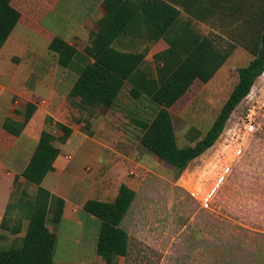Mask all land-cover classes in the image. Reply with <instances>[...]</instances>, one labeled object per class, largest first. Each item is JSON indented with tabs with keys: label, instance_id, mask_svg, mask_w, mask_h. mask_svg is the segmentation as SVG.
<instances>
[{
	"label": "rangeland",
	"instance_id": "1",
	"mask_svg": "<svg viewBox=\"0 0 264 264\" xmlns=\"http://www.w3.org/2000/svg\"><path fill=\"white\" fill-rule=\"evenodd\" d=\"M90 1L61 0L56 11L47 17L54 22L59 21V24H63V19L60 21L58 17L68 18L72 25L80 30L78 25L86 16ZM166 1L180 10V21H188L193 30L211 40L220 49L232 50L227 65L219 69L205 89H202L201 81H196L189 92L172 107L174 113L181 112L179 115H173V123L177 144L183 147L193 145L208 130L237 81V69L246 65L252 58L248 49L263 21L264 0ZM69 7L73 9L69 10L70 12L67 11ZM101 12V17L90 20L87 26H84L89 34L88 44L90 34L97 29V21L104 16L102 8ZM17 35L22 44L32 46L26 51V56L12 57V62L16 65L5 58L0 59V80L3 84H9L13 81L12 74L18 78L28 74L26 81L28 78L29 81L24 82L23 86L27 85L33 89L36 77L45 81L39 83L45 89L54 80L56 92L53 96L45 99L38 97L36 102L46 106L51 113H57L55 119L51 117L52 121H46L45 128L54 134V144L57 147L62 146L68 138L63 140V132L55 122H62L73 128L80 125L79 131L82 133L77 132L71 136L73 147L82 138H87V134H95V138L105 141L115 140L119 136L122 140H131L133 143L139 140L142 131L131 119L149 121L158 109L157 104L143 96L134 99L129 92V83L125 82L117 105L111 108L95 106L79 109L75 105L77 99L68 96L70 85L77 74L58 64L57 55L48 49L50 41L46 42L36 30L21 26H16L13 31V36ZM77 39L72 45L81 61L84 48L88 44H85L83 37L78 36ZM163 45L167 47L165 42ZM114 46L130 51L146 48L147 54L140 68L149 77L157 76L152 53L156 41L125 36L114 43ZM6 51L2 50L0 53L4 54ZM19 97L9 91L0 93V123L10 102L14 103L16 100L18 103L11 111V117L23 120L26 103H21ZM102 116L109 126L116 123L114 126L125 130L127 134L120 133L118 136L115 131H107L106 135L104 132L95 131L101 125L97 118L102 121ZM37 117L28 129L38 130L37 119L41 117L40 113ZM250 121L254 124V131L247 133L245 126ZM5 137L2 136L0 142L10 139L12 144L15 140L13 136ZM124 142H121L123 145H119L117 149L125 151L129 156L130 149L124 146ZM15 150L14 148L12 152ZM101 150L102 147H97V151ZM0 155L4 157L1 152ZM114 155L117 157L116 153ZM67 156L69 158L70 155ZM131 158L137 162L120 160L124 165H128V162L133 164L126 166L125 173L128 172V176L126 175L125 179L133 180L136 189L135 201L123 223V227L131 231L128 253L125 257H116L112 264H264V73L255 82L249 94L236 105L215 142L191 160L179 176H176L174 170L167 169L170 165L162 164L153 153L141 145ZM108 159L112 161L114 157L108 156ZM84 161V158H80L70 162L75 166L85 163L86 174H80L78 171V181L96 182L100 174L96 162ZM139 162L145 163L151 170L160 172L166 177L165 181L143 174L136 167ZM162 166L167 169L166 172ZM121 174L123 175V172ZM45 178L42 185L51 188V174ZM137 180L139 182H136ZM6 183L8 182L5 179L0 180V199L4 197ZM35 188L34 183L26 181L22 176L9 186V203L12 205L8 209V222L10 225L20 222L22 230L18 234H10L0 228V233L5 235V238L0 240V248L14 244L17 236L24 234L27 220L16 203L22 190L26 192L24 197L27 199L34 194ZM51 215L49 213L46 218L48 228L57 225L52 223ZM135 217L136 227L132 228ZM70 219L79 223L59 225L60 234L53 264H106L98 254L88 259H76L70 257L72 252L64 250L65 245L66 248L73 247L77 242L76 236L68 237V232L86 229L81 215ZM97 225L96 221H93L87 230L96 232ZM132 233L140 234L141 239Z\"/></svg>",
	"mask_w": 264,
	"mask_h": 264
},
{
	"label": "trees",
	"instance_id": "2",
	"mask_svg": "<svg viewBox=\"0 0 264 264\" xmlns=\"http://www.w3.org/2000/svg\"><path fill=\"white\" fill-rule=\"evenodd\" d=\"M104 16L97 21V29L90 34V42L84 48L79 61L76 48L59 36H54L48 49L57 55L60 66L77 74L68 96L77 99L75 105L111 108L117 104L118 95L128 82L134 99L147 97L158 109L148 120L132 118L142 131L139 142L150 152L170 164L176 176L188 163L209 148L221 134L226 121L236 105L250 92L255 79L264 71V11L263 21L256 33L249 52L250 61L237 69V81L224 101L208 130L193 145L177 144L170 107L186 93L195 79L206 83L225 63L231 49L217 47L211 40L190 27L188 21H180V10L166 0H102ZM20 18V12L11 0H0V46L12 32ZM130 36L150 42L162 39L167 47L153 54L157 76L149 77L140 65L147 49L129 51L114 46L122 37ZM35 105L26 103L22 121L6 118L2 123L0 138L18 136L30 119ZM46 121H52L46 116ZM63 132V140L71 128L61 122L55 123ZM5 133V135H4ZM1 141V140H0ZM55 136L42 130L32 155L21 176L37 185L33 196L25 199L26 192L16 203L23 212L27 225L25 232L17 236L14 244L0 248V264H53L56 235L46 225L50 192L41 186L45 175L54 169L59 148ZM17 177L14 178V182ZM135 191L121 183L115 199L111 202L87 199L83 209L100 221L96 241V253L106 264L128 253V233L120 227ZM7 204L0 221V228L10 234L21 232L20 222H8ZM64 200L56 198L51 221L57 224L61 217ZM5 235L0 233V240Z\"/></svg>",
	"mask_w": 264,
	"mask_h": 264
},
{
	"label": "crops",
	"instance_id": "3",
	"mask_svg": "<svg viewBox=\"0 0 264 264\" xmlns=\"http://www.w3.org/2000/svg\"><path fill=\"white\" fill-rule=\"evenodd\" d=\"M60 1L61 0H11L12 6L15 7L20 12V18H19L17 24L15 25V27L13 28L12 32L10 33V35L7 37V39L3 43V45L0 46V51L7 50L4 54L0 53V59L5 58L8 61H10L11 63H13L12 57L14 55L26 56L27 55L26 51L29 48H31V46H32V45L28 46L27 44H22L19 40L18 35L15 37L13 36V31L15 30L16 26H21V27L27 28L29 30L30 29L36 30L37 34H39L40 37L44 38L46 40V42H49L52 39V37L57 35L59 37H62V39H64L66 42L73 44V43H76L78 41L77 37L79 36V37L84 38L85 44H88L89 34H88L87 27H84V26H87V23H89L90 20H97L99 17H101V15H102V12H101L102 0H91L89 3L87 2L88 5L86 3V5H87L86 16H85L84 20L79 23L80 25H78L80 30L77 29V27L72 25V23L70 22V19L58 17L59 12L56 15L60 21L63 19V24H61V23L59 24V21L57 23V22L52 21L50 18L48 19L47 16L51 12L56 11V7H58V3ZM69 10L71 11L73 9L71 7H69V8H67V11H69ZM46 19H47V21H45ZM72 27H74V28H72ZM81 29H83V30L81 31ZM84 30H87V31H84ZM163 43H164L163 40H161V39L157 40L156 41V47L153 48L152 53L155 54L157 52L164 50L166 47L163 45ZM122 50H125V49H122ZM34 58H36V57L34 56ZM229 59H230V57L227 58L225 63L219 69H223L227 65V63L229 62ZM13 65H16V64L13 63ZM219 69L214 73V75L211 77V79H213L215 77V75L217 74V72L220 71ZM263 73H264V71H263ZM263 73L255 79L251 89L254 87L255 82L258 79H260V77L263 75ZM27 76H28V74L26 76L24 75L23 77L18 78L12 74L13 78H11V79H13V81L10 82L12 84H10V83L9 84H3L0 80V93L4 92V91H9L10 93H12V95L15 94V95H18V97L20 96L19 101L21 103H28L29 102V103H33L35 105V110L33 111L30 119L24 125L20 134L18 136H15L14 142L11 144V142L9 141L10 139H7L6 142H0V152H1V154H4V157H2L0 155L1 156L0 157V180L5 179L8 182L5 185L4 197L2 199H0V217L1 218L4 214V211L6 209L7 204L9 203V197H10V193L8 192L9 186L14 182L15 177H17V179H18V177L21 176L23 169L26 167V165L30 159V156L32 155L34 148L38 142L40 132L42 130H45V128H46V116L50 115V117H54V119H55V117H57L56 112L51 113L49 110H47L45 108L46 106L36 102L38 97L45 99L46 97L50 98L53 96V94L56 92L54 80L52 82H50V85L48 86V88L45 89L44 86L39 85V83L43 82V80H41L40 77H36L37 78L36 85H35V88L33 89V88L28 87L27 85L23 86L24 82L28 83V81H29L28 80L29 78L26 81ZM211 79L209 80L210 82H211ZM196 81H200V80L195 79L193 84L191 85V87L193 85H195ZM209 81L206 83L201 81V83H203L202 89H205V87H207ZM37 84H38V86H37ZM72 84L70 85V88H71ZM187 92H189V90L186 91V93H184V95H182V97H180L174 103V105L177 104V102H179L187 94ZM10 100H11V98H9V101ZM17 103H18L17 100L14 103L10 102V105L7 109V113L5 114V117L3 118V120L1 121L0 124H2L3 121L8 117L13 119V120L19 121L18 119L11 117V111L14 109V106ZM174 105H172L169 109L171 116H172V121L174 118L173 115L176 114L172 110V107ZM39 113H40L41 117L39 119H37V122H39L38 123V126H39L38 130L32 131V130L28 129L30 123L33 120H36V117ZM180 113L181 112L179 111L178 114H176V115H179ZM58 119H60V118H58ZM97 120L101 125H99V128L96 129L95 131L104 132L106 135H107V131H110V132L115 131L118 133V136L120 133L122 135H124L125 133L127 134V132L125 130L118 129L116 126H114L116 123L113 124L112 126H109L108 123L106 122L107 120L104 118V116H102V118H101L102 121H100L99 117L97 118ZM57 121H60V120H57ZM53 123H54V121H53ZM102 123H104V124H102ZM173 125H174V123H173ZM68 127H70L72 130L70 135H69L70 138L68 137L66 142L62 146L58 147L59 153H58V155L54 161V169L45 175V177H47V175L49 173L51 174V179H52L53 185H51V188L50 187L48 188V187L43 186L42 182H41V186H43L44 188H46L50 192V200H49V204H48L47 216L49 215V213L52 214V211H53L54 206H55V201H56V200L54 201V199H56L57 197H60L64 200L62 217H61L60 221L57 223L56 226H52V227L48 228L50 231H53L56 235V242H55V246L53 249V259H54V252L57 249L56 245H57L58 236L60 234L59 229H58L59 225H61L63 223H65V224H70V223H76L77 224V223H79L75 219H70L71 217L74 218L78 215H81L82 218L84 219V221H83L85 224L84 228H86V229H84L82 231H78V232H74V231L68 232L67 233L68 237L71 235L76 236L77 242L73 247L68 246L66 248L67 245H65L64 250L65 251L67 250V251H70L73 253L70 256L71 258L88 259L89 257H91L93 255L97 256L96 241H97V236H98L97 234L99 232L100 221L97 220V218H95L92 214L86 212L83 209V203L87 199H96V200L108 201V202L113 201L115 199L117 193H118V188H119V185L121 183H125L130 188H132L135 191V195H136V189H135V186L133 185L134 181L133 180L131 181L129 179H125V178H127L126 175L128 176V174H127L128 172L125 173V170L127 168L126 166H129V164L133 165L130 162H137V161H135L134 158H131V157H133V155L135 154V152L137 150V147H140L141 144L139 141H135L133 143L131 140L130 141L129 140H122V138H120L121 136H119L115 140L105 141L102 138H100V139L95 138V136H94L95 134L89 135V136L87 134V138H82L76 144V146L73 147L71 144V136L76 135L77 132H80V133H82V132L79 131L80 125L77 126V128H73L71 125ZM2 131L3 130H2V125H1L0 126V133H2ZM121 142H124L125 143L124 146L126 148L128 147L130 149L129 156L126 155L125 151L121 152L120 150L117 149V147L119 145H123V143H121ZM97 147H102V150L97 151ZM141 147H143L145 150L147 149L142 145H141ZM14 148L16 150L13 153L12 150ZM70 148H72V149H70ZM115 153H116L117 157H115V155H114ZM67 155H70L69 158ZM108 156H113L114 159L112 161H110L108 159ZM155 157H157V159L162 164H164L166 166L170 165L167 162H165L164 160L160 159L158 156L155 155ZM80 158H84L85 159L84 162H88L90 160H94L96 162V167L100 173L96 179V182L91 181V182L86 183L85 181H78V177H79V176H77V175H79V173H77L78 171L80 172V174H83V175L86 174L85 169H84L85 163H80V165L75 166V165L71 164L70 162H72L74 159H77V161H78V159H80ZM121 159H127L130 162H128V165H124L120 161ZM81 165H83V166H81ZM160 166H161V164H160ZM136 167H138V170H140L143 174L145 173L146 175L154 176L156 180L162 181V179H164V181H165V179H166V177L164 175H162L160 172H157L155 170H151L149 167H147V165L145 163L139 162L138 166H136ZM167 167H169V168H167V169H169V171L174 170V168L171 165L167 166ZM86 168H88V166ZM163 169H164V167H163ZM167 169L165 168L164 171L166 172ZM121 172H123V175L121 174ZM45 177L43 178V180L46 179ZM136 182H139V180H137ZM36 188H37V185H36ZM36 188H35V191H36ZM22 191H24V190H22ZM135 195H134V198H133L130 206L128 207L127 211L125 212L123 219L120 222V227L123 230H125L128 233V235L131 234V231H128V229H125L123 227V223H124L125 216L129 213V211L131 210V205L135 201ZM31 196H33V195H31ZM136 220H137V217H135V219L133 220L132 228L136 227L135 226ZM0 221H1V219H0ZM93 221H96V223L98 224L97 225L98 230L96 232H91V231L87 230L88 226H91ZM132 235H134V236L136 235V237L141 239L140 234L132 233ZM54 263H55V259H54Z\"/></svg>",
	"mask_w": 264,
	"mask_h": 264
},
{
	"label": "built area",
	"instance_id": "4",
	"mask_svg": "<svg viewBox=\"0 0 264 264\" xmlns=\"http://www.w3.org/2000/svg\"><path fill=\"white\" fill-rule=\"evenodd\" d=\"M245 131L247 133H251L252 131H254V124L251 121L246 124Z\"/></svg>",
	"mask_w": 264,
	"mask_h": 264
}]
</instances>
